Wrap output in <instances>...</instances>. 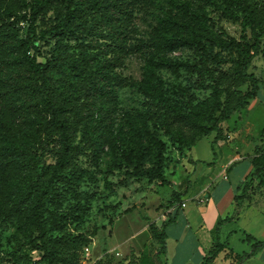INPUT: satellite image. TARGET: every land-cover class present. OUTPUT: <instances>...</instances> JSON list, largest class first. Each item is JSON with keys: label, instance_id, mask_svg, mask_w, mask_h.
I'll list each match as a JSON object with an SVG mask.
<instances>
[{"label": "trees", "instance_id": "16d2710c", "mask_svg": "<svg viewBox=\"0 0 264 264\" xmlns=\"http://www.w3.org/2000/svg\"><path fill=\"white\" fill-rule=\"evenodd\" d=\"M150 1L0 0V222L18 223L38 252V259L27 256L34 264H80L79 252L90 237L67 230L71 213L62 212L59 202L82 179L81 155L99 156L106 145L117 146L119 88L133 87L146 99L128 115L134 134L121 144L125 177L165 184L166 145L151 132V123L166 127L182 152L215 133V152L224 124L259 94L261 81L250 70L264 53V0L224 1L243 21L239 38L217 29L201 5L216 6L215 0H175L176 8L149 37H137V12ZM21 23H27L26 30ZM183 47L193 49L197 70L210 78L202 81L211 90L202 102L190 98L182 105L157 84L163 63L156 58ZM133 54L146 59L141 80L117 72ZM223 64L229 66L225 71ZM257 148L253 170L235 197L241 205L255 181L264 187V147ZM192 162L212 165L215 160ZM188 191H177L173 215L161 228L152 227L157 252L141 255L135 264L161 263L168 251L167 229L177 222ZM229 220L221 219L216 233ZM217 237L204 264L224 251L242 264L264 248V240L250 233L243 240L251 250L243 254ZM11 254L19 260L15 251Z\"/></svg>", "mask_w": 264, "mask_h": 264}, {"label": "rangeland", "instance_id": "374dc122", "mask_svg": "<svg viewBox=\"0 0 264 264\" xmlns=\"http://www.w3.org/2000/svg\"><path fill=\"white\" fill-rule=\"evenodd\" d=\"M215 1L216 6L205 2L201 5L206 7L208 16L211 17L217 29L225 30L230 36L239 38L243 30L242 19L236 17V10L229 8L224 3L225 0ZM176 3L175 0H151L141 11L137 12L136 36L149 37L153 27L162 22L166 12L176 8ZM21 25L25 27V30L28 27L27 23H21ZM42 49L48 51L49 46L43 43ZM156 60L158 63L160 61L163 63L162 67L160 66L161 68L157 70V84L163 88L167 97L172 101L186 105L190 98L197 103L209 96L211 90L205 88L202 81L203 79L209 81L210 78L208 74L197 70L195 65L198 63V57L193 49L183 47L166 53V55H160ZM145 64L146 59L143 56L133 54L117 72L122 76L141 80ZM221 67L225 71L229 66L223 64ZM250 71L260 79L261 90L245 109L235 112L224 124L226 129H229L225 132L223 139L227 140L229 146L220 148L216 145L214 152L211 144L215 133H212L202 137L190 151L182 152L177 149L178 144L167 135L166 127L150 124L151 132L166 145L165 174L169 184L148 178L138 180L125 177L121 144L132 140L134 134L128 115L135 114L137 108L143 107L146 99L133 87L119 88V107L115 122V133L119 135L117 146L106 145L99 156L81 155L79 164L83 170L82 179L78 185L74 186L75 191L67 190L62 201L59 202L62 212L71 213L67 230L74 233L83 232L90 237L89 245L84 246L79 252L80 264H135L141 255L155 254L158 244L152 235V227H162L163 223L173 215L172 203L175 193L188 188L190 191L185 196L189 200L188 208L193 209L199 206L198 208L206 209L208 212H205L206 231L209 238L205 243L207 249L213 241L217 242L219 235V239L222 242L228 241L229 247L237 253L243 254L251 250V245L243 240L245 233H248L244 230L252 227L262 232L264 221L256 222L254 219L249 220L248 217L240 222L232 220L240 214L243 208L246 210L253 204H256L255 207L264 208V187H259V181H255L248 191L251 197L246 202L241 205L239 199L235 200L237 213L234 214H232L233 210L228 207L226 211L221 212L222 217H220L216 214L213 203L214 189L217 191L227 183L224 180V174L227 172L220 174V171L223 169L221 165L223 157L231 154L232 147L234 150L236 142L234 127L246 128L248 127L246 124L250 123L253 135L252 138L250 137V143H255L260 147L259 149L264 147V53L254 59ZM242 89L246 90L247 85ZM239 113L241 116H238ZM229 135L233 137L230 139ZM257 149L256 147L254 150L255 156L258 154ZM48 159L49 162L55 161L53 157ZM191 159L206 162L215 160V163L212 165L194 164ZM194 174L199 176L203 174V176L200 180L195 179L193 182L190 178L193 179ZM205 177L210 178V181ZM208 181L209 192L212 196L206 201L201 190L208 184ZM107 183L110 185L108 186ZM197 193L201 195L194 199ZM187 200L185 201L188 202ZM231 214L233 216H228ZM226 216L230 220L220 225V231L217 234L219 222ZM22 232L16 221L0 222V264H34L27 256L32 255L34 259L39 258L38 252L32 248ZM13 251L16 252L18 261L13 259L11 254ZM173 254L176 255L175 251ZM253 262L263 264L259 259ZM246 264L253 263L246 262Z\"/></svg>", "mask_w": 264, "mask_h": 264}, {"label": "crops", "instance_id": "0c3cea01", "mask_svg": "<svg viewBox=\"0 0 264 264\" xmlns=\"http://www.w3.org/2000/svg\"><path fill=\"white\" fill-rule=\"evenodd\" d=\"M238 116H241V113H239ZM246 125H248V127L246 128L234 127V130L236 129V136L234 137V139L236 140L234 150L232 147L231 154L223 157L224 160L221 164L223 169L220 171V174L227 172V174H224V180L227 183L222 185L219 190L215 191L214 189L213 191V203L215 207L214 210L220 217H222L221 212L226 211L228 207L233 210L232 214L237 213L236 205L234 204L235 197L240 193V185H242L247 180V177L253 170V157L255 156L254 150L259 146H256L255 143H250V137L252 138L253 136L251 133L252 128L250 123H247ZM228 129H226L225 126V130L227 131ZM232 137L233 135H229L230 139ZM216 145L220 148L229 146L227 144V140L225 139H220ZM192 160L193 159H191V161ZM196 167L198 168V166ZM193 176V179L190 178V180H193V182H195V179L200 180L203 174L200 176L198 174H194ZM209 179L210 178L206 180ZM209 181L207 182L208 184L201 190L206 201H208V199L212 196V194L209 192ZM200 195L201 194L197 193L193 198L195 199ZM185 196H183L182 200L184 201L182 202H186L185 200L187 199L185 198ZM187 201L188 202H186V207H182L180 209V214L177 222L172 224L167 229L168 251L167 254L162 257V261L160 264H204L208 256V252L214 246L215 241H213L212 245L208 249L207 244H205L208 242L207 240H209L205 221V214L208 212L206 211V209L198 208L199 206L194 207L193 209H189V200ZM255 206L256 204H253L252 207H249L246 210H244L243 208L240 214H238L235 219L231 220L240 222L245 217H248L249 220L254 219L256 222L260 220L264 221V208L261 209ZM222 208H224V210H222ZM232 214L228 216L231 217L233 216ZM244 231L250 233L257 240H264V229L261 232L258 229H252V227H250L247 229L245 228ZM173 251H175L176 255L173 254ZM227 252L228 251L222 252L211 264H234V259L232 257H228ZM257 259L261 260V262L264 264V248L258 251L251 258L244 260L242 264H246V262H252L254 264L253 260Z\"/></svg>", "mask_w": 264, "mask_h": 264}, {"label": "built area", "instance_id": "2783aa9c", "mask_svg": "<svg viewBox=\"0 0 264 264\" xmlns=\"http://www.w3.org/2000/svg\"><path fill=\"white\" fill-rule=\"evenodd\" d=\"M201 201H204L203 199H201ZM183 208L186 207V202H183L182 205H181ZM181 207V208H182ZM118 254V253H117Z\"/></svg>", "mask_w": 264, "mask_h": 264}]
</instances>
